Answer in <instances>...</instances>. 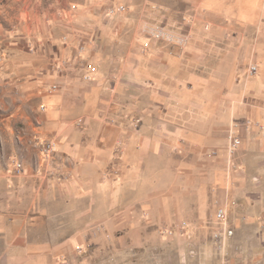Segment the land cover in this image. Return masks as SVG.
Here are the masks:
<instances>
[{
	"label": "crops",
	"instance_id": "obj_1",
	"mask_svg": "<svg viewBox=\"0 0 264 264\" xmlns=\"http://www.w3.org/2000/svg\"><path fill=\"white\" fill-rule=\"evenodd\" d=\"M181 1L195 34L181 54L150 40L141 22L110 21L114 1L107 0L110 22L82 3L48 51L14 55L16 113L0 130V264H108L104 253L126 246L93 242L177 228L182 218L200 231L198 243L194 231L183 232L187 252L198 255L197 247L207 246L215 196L239 193L246 219L264 212L254 193L264 187V23L241 4L226 3L241 0ZM216 8L228 23L210 22L205 31L201 11ZM140 50L160 67L146 68ZM89 66L97 68L91 81L84 79ZM147 81L152 93L142 86ZM161 98L170 104L168 116L160 115ZM233 122L242 143L234 156L240 169L229 176ZM13 123L29 130L28 148L15 144ZM36 130L55 142L52 160L33 145Z\"/></svg>",
	"mask_w": 264,
	"mask_h": 264
},
{
	"label": "rangeland",
	"instance_id": "obj_2",
	"mask_svg": "<svg viewBox=\"0 0 264 264\" xmlns=\"http://www.w3.org/2000/svg\"><path fill=\"white\" fill-rule=\"evenodd\" d=\"M114 5H124L127 9L126 13L114 17L110 20L114 23L119 20L121 16L128 18L131 23L141 22L145 28L146 26H160L176 27L177 36L185 34L187 28L190 35H194L193 18L189 21L185 19L190 15V9L181 0H113ZM89 10H92V16L99 18L102 22H110L105 18V11L108 7L107 0H0V130L5 129L10 125V119L14 118L16 113V107L11 101L13 94H16L15 84L17 80L13 76V65L11 60L16 53H25L27 51L41 53L48 51L49 45H55L56 40L61 38L65 27H69V22L73 21L75 15L82 7V3H87ZM228 7H236L241 4L251 13H258V25L264 23V0H241L239 2L229 1L226 2ZM232 9V8H231ZM96 10V11H95ZM217 10V11H216ZM215 11H201V22L204 25L205 31L208 28L210 22L213 23L212 27L228 23V20L223 17L216 8ZM69 21V22H68ZM189 22L186 27L185 23ZM74 23V21H73ZM190 26V27H189ZM186 28V29H185ZM234 31V29H233ZM116 40L121 37V31L119 28L115 31ZM212 31L207 35L210 36ZM65 36V35H64ZM62 36V38L64 37ZM194 41V39H193ZM117 49L121 47V40L115 41ZM113 42V44H114ZM166 43V42H165ZM192 42L187 45L177 46L174 42L171 44H163L165 46L172 47L170 51L175 54H181L188 49ZM142 56L146 59L150 52L144 53L140 50ZM144 66L146 68L160 67L153 63V61L147 59L144 60ZM136 66V65H135ZM165 67V65H161ZM184 85H187L185 77L183 76ZM142 86L147 89V93H152L155 87L148 81L142 83ZM148 97V96H147ZM166 98H161V116H168L170 104H165ZM149 99L146 100L148 103ZM170 101V98H167ZM42 107V106H41ZM40 107V111L41 110ZM155 115L154 112L149 113V116ZM11 124L14 131L15 144L21 145L22 148H28L26 138L28 137L29 130L22 124ZM33 126L36 128L39 126L38 120L35 118ZM238 125L233 122L228 133V156L229 166L236 165V169L229 170L226 166V173L229 176H233L237 170L240 169V165L234 156L231 158L229 153L230 139L229 134L231 132H237ZM34 135H38V131L33 132ZM36 133V134H35ZM239 136V135H238ZM240 137V136H239ZM241 139V138H240ZM31 144V142L28 141ZM34 145V144H33ZM239 150V149H238ZM237 150V151H238ZM236 151V156H237ZM22 163V162H20ZM228 164V163H227ZM23 165V164H22ZM24 167V166H23ZM231 191V189H230ZM256 195L264 199V187L260 191L254 192ZM216 194V193H215ZM178 195L185 197V188H181L178 191ZM239 193L235 195L226 192L224 197L215 196L212 202L214 208V220L208 221L205 244L206 247H197L199 250L198 255L196 253H188L189 240L184 235L178 237L175 235L170 239L169 236L164 234V230L159 231H128L126 240L119 239V235H112L110 239L104 237L99 239L95 243L102 244H114L124 245L126 247L117 248V251L106 252L104 255H108V264H264V212L260 213L255 219H246L247 217L238 212L239 206ZM231 202V208L228 218V226L235 229L234 235L227 240L226 247L222 250L218 249L215 242L212 240V234L209 238L210 232L217 231L221 227L217 226L216 214L218 209L229 204ZM230 205V204H229ZM180 225L177 228H170L172 231H194L195 239L200 240V231H197L196 226L191 225L188 219L182 218ZM186 223L187 226L183 227ZM169 229V228H168ZM251 230V231H245ZM166 230V229H165ZM141 244V245H139ZM138 245V246H137ZM214 245V246H213ZM202 248V249H201ZM201 249V253H200Z\"/></svg>",
	"mask_w": 264,
	"mask_h": 264
},
{
	"label": "built area",
	"instance_id": "obj_3",
	"mask_svg": "<svg viewBox=\"0 0 264 264\" xmlns=\"http://www.w3.org/2000/svg\"><path fill=\"white\" fill-rule=\"evenodd\" d=\"M127 9L124 5H114L112 4L108 10H107V15L109 18H114L119 15H122L126 13ZM176 27H166L165 25H160V26H146L144 28V32L146 33L147 37L150 40L158 41V42H166V43H172L174 42L175 45H187L190 40H191V35L189 32H185V34H182L180 36H177L176 31L174 32ZM150 47V42L145 43L144 48L147 49ZM84 45L80 46V51L84 50ZM89 72L90 74H87L84 76V79L87 81L92 80L91 74L97 72V68L95 66H89ZM258 72V67L256 65H252L250 67V75L254 76ZM58 87L54 85L51 90L55 91L57 90ZM42 111H45V107H41ZM140 122V121H139ZM82 124V121H79V125ZM229 139H230V148H229V153L231 158L235 155L236 151L240 148L241 146V139L235 132H231L229 134ZM33 144L37 146L40 150V153L45 157L47 160H52L56 153V144L55 142L51 140H45L41 139L38 135L34 137ZM16 167L19 171L23 170V165L20 162H15ZM229 170L231 169H236V165L233 164L232 162L228 168ZM228 218H229V204L221 206L216 214V221H217V226L221 227L217 231L212 232V240L215 242L216 246L218 249L222 250L224 247H226L227 240L234 235V229L230 226H228ZM187 224L184 223L183 227H186ZM182 235L184 231H179ZM164 234L167 236L171 237L175 235V231H172L170 229L164 230Z\"/></svg>",
	"mask_w": 264,
	"mask_h": 264
}]
</instances>
